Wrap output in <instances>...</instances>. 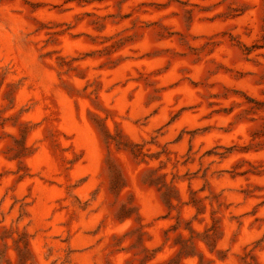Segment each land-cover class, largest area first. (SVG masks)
I'll use <instances>...</instances> for the list:
<instances>
[{"label": "rangeland", "instance_id": "rangeland-1", "mask_svg": "<svg viewBox=\"0 0 264 264\" xmlns=\"http://www.w3.org/2000/svg\"><path fill=\"white\" fill-rule=\"evenodd\" d=\"M0 264H264V0H0Z\"/></svg>", "mask_w": 264, "mask_h": 264}]
</instances>
